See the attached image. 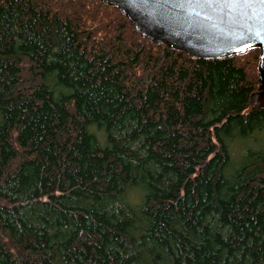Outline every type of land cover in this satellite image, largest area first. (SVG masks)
<instances>
[{
    "label": "trees",
    "instance_id": "1",
    "mask_svg": "<svg viewBox=\"0 0 264 264\" xmlns=\"http://www.w3.org/2000/svg\"><path fill=\"white\" fill-rule=\"evenodd\" d=\"M259 56L189 58L99 0H0V264H264Z\"/></svg>",
    "mask_w": 264,
    "mask_h": 264
},
{
    "label": "water",
    "instance_id": "2",
    "mask_svg": "<svg viewBox=\"0 0 264 264\" xmlns=\"http://www.w3.org/2000/svg\"><path fill=\"white\" fill-rule=\"evenodd\" d=\"M99 1L116 7L145 40L189 58L220 59L258 48V86L247 111L264 108V30L259 22L264 5L220 0Z\"/></svg>",
    "mask_w": 264,
    "mask_h": 264
},
{
    "label": "snow or ice",
    "instance_id": "3",
    "mask_svg": "<svg viewBox=\"0 0 264 264\" xmlns=\"http://www.w3.org/2000/svg\"><path fill=\"white\" fill-rule=\"evenodd\" d=\"M222 3H259L264 5V0H220ZM259 22L262 25V30H264V8H262L261 16L259 17Z\"/></svg>",
    "mask_w": 264,
    "mask_h": 264
}]
</instances>
